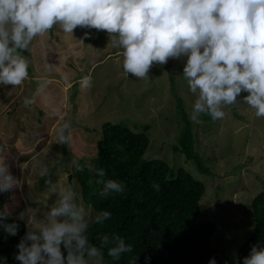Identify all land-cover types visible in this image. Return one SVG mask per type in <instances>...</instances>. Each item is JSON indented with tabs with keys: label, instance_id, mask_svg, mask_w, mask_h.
Segmentation results:
<instances>
[{
	"label": "rangeland",
	"instance_id": "1",
	"mask_svg": "<svg viewBox=\"0 0 264 264\" xmlns=\"http://www.w3.org/2000/svg\"><path fill=\"white\" fill-rule=\"evenodd\" d=\"M86 31L90 36L84 44L55 30L37 38L34 56L42 68L36 65L35 70L40 68L51 83L48 94L38 96L33 105L26 107L22 101L36 92L39 81L25 80L23 93H12L11 85L0 87V145L8 153L10 172L25 179L21 189L10 190L5 198L11 216L33 207L42 219L58 198L39 174L42 167L48 168L52 182L71 184L78 203L88 209L72 161L88 163L96 156L106 123L136 133L148 126L145 158L166 161L174 173L183 168L205 185L194 223L214 224L210 244L223 261L236 264L255 227L253 200L264 190V117H256L241 101L227 106L223 119L206 122L202 115L194 122L190 112L195 95L181 76L183 58L154 64L147 77L138 79L123 71L122 50L108 44L106 31L77 26L73 36L80 39ZM46 61L53 67L46 69ZM89 73L92 86L82 90L78 81ZM177 106L194 126L198 160H187L179 150L183 123ZM65 120L71 122L73 138L62 144L56 129Z\"/></svg>",
	"mask_w": 264,
	"mask_h": 264
},
{
	"label": "clouds",
	"instance_id": "2",
	"mask_svg": "<svg viewBox=\"0 0 264 264\" xmlns=\"http://www.w3.org/2000/svg\"><path fill=\"white\" fill-rule=\"evenodd\" d=\"M77 26L106 31L108 44L122 50L123 71L138 79L147 77L154 64L183 58L181 76L195 95L190 112L194 122H200L204 114L212 120L223 119L224 109L241 101L254 109L256 117H264V0H0V87L16 88L29 78L31 60L22 53L36 38L55 30L84 44L90 33L75 39ZM52 67L46 61L45 68ZM50 83L41 79L23 104L31 106L38 96H46ZM78 83L82 90L90 88L91 74L83 75ZM56 136L60 143H70L71 122L60 124ZM7 156L0 145V193L21 189L25 183L10 172ZM72 164L83 171L76 160ZM87 167L93 169L91 164ZM95 172V184L102 185L99 195L125 192L123 182L103 179L104 169ZM39 174L58 198L42 219L37 217L38 208L27 207L18 214L17 220L26 219L27 231L16 245L14 259L19 264H107L103 249L109 236L104 235L98 246L88 233L91 225L110 219L111 212H93L91 206L86 209L78 203L71 184L59 185L48 178L47 167ZM152 187L160 190L156 182ZM10 216L5 203L0 208V229L7 236H16L20 225L17 220L8 222ZM132 252L131 243L112 236L108 257L118 261ZM0 264H8L7 257L0 256ZM130 264H137L136 255ZM145 264H150L149 257ZM208 264L217 261L213 257ZM242 264H264V245H253Z\"/></svg>",
	"mask_w": 264,
	"mask_h": 264
},
{
	"label": "trees",
	"instance_id": "3",
	"mask_svg": "<svg viewBox=\"0 0 264 264\" xmlns=\"http://www.w3.org/2000/svg\"><path fill=\"white\" fill-rule=\"evenodd\" d=\"M177 109L183 121L179 150L187 160H198L194 126L185 110L181 106ZM202 118L206 122L212 121L206 114ZM148 131V126L143 132L136 133L127 126L106 123L102 127L103 137L98 142L96 156L88 163L79 160L83 171H77L76 175L83 203L91 206L93 212H111L110 219L103 224L90 226V241L99 246L101 238L109 236L110 242L103 249L107 264H130L134 255L137 264H145L146 257L150 258V264H208L213 257L217 264H228L210 244L216 226L194 223L202 207L205 185L183 168L174 173L166 161L147 160ZM88 164L93 165V169L89 170ZM96 168L104 169L103 179L123 182L125 192L99 195L102 185L94 182L98 178ZM90 180L93 183L90 184ZM153 182L160 185L159 191L152 187ZM7 196L8 192L0 193V208L6 203ZM252 209L255 227L241 247L236 264H242V258L257 242L264 245V190L253 200ZM13 220L17 218L10 216L8 222ZM17 222L20 227L16 236H7L0 229V256L7 257L8 264H19L14 259L18 252L16 245L27 231L25 221ZM113 235H119L133 245V252L123 254L118 261L107 256ZM62 252L66 255L63 247Z\"/></svg>",
	"mask_w": 264,
	"mask_h": 264
},
{
	"label": "crops",
	"instance_id": "4",
	"mask_svg": "<svg viewBox=\"0 0 264 264\" xmlns=\"http://www.w3.org/2000/svg\"><path fill=\"white\" fill-rule=\"evenodd\" d=\"M36 40H37V38L32 42V44L30 45V50H32V53L31 54H29V52L27 51V50H25L22 54L23 55H25V56H27L30 60H31V63L32 64H30V70H29V80H31V81H40L41 79H43V78H47V77H45L44 75H40V72H38V70H40V68H38V69H36L35 70V68L37 67L36 65H38V66H40L41 67V65H40V62L35 58V44H36ZM32 67H34V68H32ZM42 68V67H41ZM34 70V71H33ZM42 71V70H41ZM43 72V71H42ZM30 81V82H31ZM22 85H24V83L22 84ZM18 86V87H16V88H13L11 91H12V93H17V92H20V93H23V90H25L24 88V86ZM27 88V87H26Z\"/></svg>",
	"mask_w": 264,
	"mask_h": 264
}]
</instances>
